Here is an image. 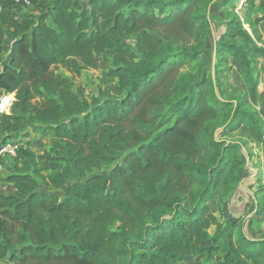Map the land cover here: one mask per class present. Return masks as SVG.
<instances>
[{
    "label": "trees",
    "instance_id": "1",
    "mask_svg": "<svg viewBox=\"0 0 264 264\" xmlns=\"http://www.w3.org/2000/svg\"><path fill=\"white\" fill-rule=\"evenodd\" d=\"M203 1L52 0L51 14L34 18L18 11L29 5L0 0V95L14 94L0 114V147L19 146L17 158L6 156L14 173L1 179L0 263L184 264L202 255L197 264H264V235L251 238L224 216L242 148L210 127L226 118L227 132L245 126L264 144V0H245L243 22L231 20L218 44L246 90L235 105L218 75L215 89L211 77L183 72L211 27ZM99 57H110L113 83L89 99L54 71L79 74ZM18 135L50 139L55 155H34ZM42 160L60 169L42 175ZM41 183L71 184L61 199Z\"/></svg>",
    "mask_w": 264,
    "mask_h": 264
},
{
    "label": "rangeland",
    "instance_id": "2",
    "mask_svg": "<svg viewBox=\"0 0 264 264\" xmlns=\"http://www.w3.org/2000/svg\"><path fill=\"white\" fill-rule=\"evenodd\" d=\"M82 7L87 6V0H75ZM37 4L40 9L36 8L33 3L29 4L27 8H20L19 12H27L32 17H38L40 13H50L52 0H37ZM202 5H205V12L208 20L211 24L205 41V47L199 58L194 61L190 66L185 67L184 73L192 74L193 79L205 77L212 78L213 85L216 89V76L218 75L221 82V92L225 98L232 99L231 101L236 104L235 99L241 97L246 91L245 87L240 82V72L237 67V63L230 58L226 53L219 50L218 44L225 41L222 36L229 22L233 19H239L243 22L244 12L247 6L245 0H204ZM36 8V9H35ZM255 15V13L253 14ZM248 32L250 29L248 25H243ZM261 40L258 43L264 47V29L260 28ZM133 45L132 42H129ZM227 59L224 65L223 59ZM8 59V55L6 61ZM73 64H80L77 58H70ZM264 63V60L261 59ZM224 70L225 76L220 73ZM111 70V59L108 57H99L97 67L95 69H82L79 74L72 73L59 66L54 67V71L57 74H64L70 77L74 90H81L89 99L91 95L96 94L99 87L113 83L109 78V71ZM261 79H259V91H264V72L261 73ZM112 81V82H111ZM217 93V90H216ZM13 99H14V94ZM44 100H39V106H44ZM248 103L252 104L259 112L260 109L257 105L248 99ZM12 108H9L6 115L10 114ZM226 119V118H225ZM224 118L218 119L211 124V129H214V136L220 141L236 142L240 144L242 151L241 155L244 160V165L238 172V182L235 193L233 192L225 202V217H230L241 224L244 228V232L251 238H258L264 235V210L257 216L256 212L264 209V144L259 143L253 138L252 132L245 126H241L238 130L227 132L225 125L227 121ZM225 121V122H224ZM223 123V125H221ZM209 127V128H210ZM5 134H0V137H4ZM21 135L16 136L18 139H22ZM18 141V140H17ZM21 147L28 148L34 155H52L55 153L50 151L52 141L48 138L34 139L26 143L25 140H19ZM41 170L42 175H47L60 169V166L56 162L48 161H36ZM16 165L14 160L6 158V156L0 157V195L8 194L7 187L3 185L1 179L14 173V166ZM109 167H105L102 172L108 173ZM71 183H66L61 190L50 191L45 189L44 184H40L41 190H46L50 194L57 195L59 198H63L67 188ZM212 211L216 216H219L216 211L215 199L210 202ZM257 216L258 218H254ZM220 218V217H219ZM253 219V220H252ZM214 232V228L210 229V233ZM202 259V255L193 260H187L184 264H197ZM201 263V262H200ZM0 264H6L1 262Z\"/></svg>",
    "mask_w": 264,
    "mask_h": 264
},
{
    "label": "built area",
    "instance_id": "3",
    "mask_svg": "<svg viewBox=\"0 0 264 264\" xmlns=\"http://www.w3.org/2000/svg\"><path fill=\"white\" fill-rule=\"evenodd\" d=\"M16 4L24 3L25 5L30 4V0H13ZM13 102V95L9 93H2L0 95V114L7 113ZM18 145L14 142L6 143L0 147V157L10 156L12 158H17Z\"/></svg>",
    "mask_w": 264,
    "mask_h": 264
}]
</instances>
